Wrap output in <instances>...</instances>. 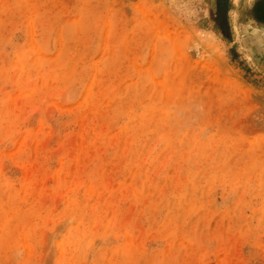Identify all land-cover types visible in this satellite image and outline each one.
Segmentation results:
<instances>
[{
	"label": "rangeland",
	"instance_id": "374dc122",
	"mask_svg": "<svg viewBox=\"0 0 264 264\" xmlns=\"http://www.w3.org/2000/svg\"><path fill=\"white\" fill-rule=\"evenodd\" d=\"M0 264H264V0H0Z\"/></svg>",
	"mask_w": 264,
	"mask_h": 264
},
{
	"label": "water",
	"instance_id": "95a60500",
	"mask_svg": "<svg viewBox=\"0 0 264 264\" xmlns=\"http://www.w3.org/2000/svg\"><path fill=\"white\" fill-rule=\"evenodd\" d=\"M223 11H225L224 7L218 8V15H217V21H220V18L222 17Z\"/></svg>",
	"mask_w": 264,
	"mask_h": 264
},
{
	"label": "flooded vegetation",
	"instance_id": "af4514ba",
	"mask_svg": "<svg viewBox=\"0 0 264 264\" xmlns=\"http://www.w3.org/2000/svg\"><path fill=\"white\" fill-rule=\"evenodd\" d=\"M218 4H219V6H224L225 0H218ZM223 18H224V16H222L221 22H222Z\"/></svg>",
	"mask_w": 264,
	"mask_h": 264
}]
</instances>
